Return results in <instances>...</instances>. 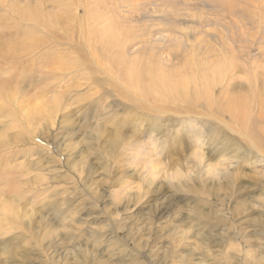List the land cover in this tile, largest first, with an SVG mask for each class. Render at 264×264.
I'll return each mask as SVG.
<instances>
[{
	"label": "rangeland",
	"instance_id": "obj_1",
	"mask_svg": "<svg viewBox=\"0 0 264 264\" xmlns=\"http://www.w3.org/2000/svg\"><path fill=\"white\" fill-rule=\"evenodd\" d=\"M125 1L0 0V264H264V0Z\"/></svg>",
	"mask_w": 264,
	"mask_h": 264
},
{
	"label": "bare ground",
	"instance_id": "obj_2",
	"mask_svg": "<svg viewBox=\"0 0 264 264\" xmlns=\"http://www.w3.org/2000/svg\"><path fill=\"white\" fill-rule=\"evenodd\" d=\"M125 1V0H124ZM195 1V0H194ZM218 1V0H217ZM223 1V0H222ZM34 2V1H33ZM126 2V1H125ZM13 3H14V1H13ZM18 3H20V2H18ZM226 5V4H225ZM18 6V5H17ZM35 6V5H34ZM45 6H47V5H45ZM230 6V5H229ZM12 7V6H11ZM21 7H22V5H21ZM30 7V6H29ZM37 7V6H36ZM227 7V6H226ZM232 7V6H231ZM18 8V7H17ZM38 8V7H37ZM14 9V8H13ZM206 9V8H205ZM212 9V8H211ZM22 10V9H21ZM24 11V10H23ZM204 11V10H203ZM215 11V10H214ZM220 11V10H219ZM11 12V11H10ZM32 12V11H31ZM175 12V11H174ZM208 13H209V11H207ZM25 13V12H24ZM172 13V12H171ZM212 13V12H211ZM46 14H48V12L46 13ZM29 15L30 16H32L33 17V15H31V13H29ZM35 15V14H34ZM174 15V14H173ZM172 15V16H173ZM39 16V15H38ZM52 16V15H51ZM53 17V16H52ZM171 17V16H170ZM174 18V17H173ZM12 19V18H11ZM33 19V18H32ZM37 19V18H36ZM49 19V18H48ZM47 19V20H48ZM51 20V19H50ZM54 21H56V20H54ZM33 23V22H32ZM39 23V22H38ZM15 25V24H14ZM4 28V27H3ZM147 29V28H146ZM172 29V28H171ZM29 30H31V29H29ZM170 30V29H169ZM46 31V30H45ZM10 32V31H9ZM122 32V31H121ZM25 33H26V31H25ZM34 33V32H33ZM123 35V34H122ZM29 36V35H28ZM36 38V37H35ZM29 39V38H28ZM12 41V40H11ZM34 41V40H33ZM36 41H37V39H36ZM12 43V42H11ZM21 43H23V42H21ZM128 43V42H127ZM17 44V43H16ZM11 45H13V44H9L8 45V47H7V50L6 51H9L10 50V52L11 51H13V47H10ZM21 47H23V46H21ZM25 47H26V45H25ZM19 48V47H18ZM17 48V49H18ZM50 50V49H49ZM17 51V50H16ZM40 51V50H39ZM29 52V51H28ZM12 53V52H11ZM17 53V52H16ZM119 53V52H118ZM5 54V53H4ZM31 54V53H30ZM152 55V54H151ZM13 61V60H12ZM132 61V60H131ZM14 62V61H13ZM18 62V61H17ZM130 63V62H129ZM138 63V65H136V64H133V61H132V64H131V69H130V72H129V74H127V76H126V79L128 80V82L131 84L130 85V87L133 89V90H137L139 93H141L142 95H149V94H153V93H156L157 92V90L158 89H163V90H165L164 88H166V89H169L171 92L174 90V88H175V84H172L169 80H168V78H167V76H171L169 73H167V72H165V71H157V72H153L151 69H149L148 70V72H141L140 71V69L141 68H143V67H146V65H144L143 63H141V62H137ZM15 65V64H14ZM107 65L108 66H111V64L110 63H107ZM121 66V65H120ZM153 66H154V64H153ZM112 67V66H111ZM149 67H151V68H153L152 66H150L149 65ZM111 71H112V73H113V75H117L118 76V74L114 71L115 69L112 67V69H110ZM129 71V70H128ZM16 75V74H15ZM145 76H149V78H151V82H152V85H150L149 86V88H147V89H145V88H143L142 86H140L141 84H143L142 83V80H143V78L145 77ZM214 77V76H213ZM112 78V77H111ZM119 78V77H118ZM122 82V84H123V86H125L124 85V82L126 83V80L124 79V78H119ZM115 80H116V78H115ZM214 80V79H213ZM210 82V81H209ZM215 82V81H214ZM213 81H212V83H214ZM141 83V84H140ZM206 83V82H205ZM120 84V83H119ZM121 85V84H120ZM182 85V84H181ZM210 85V84H209ZM217 85V84H216ZM192 87V86H191ZM129 89V88H128ZM130 90V89H129ZM135 90V91H136ZM179 91V90H178ZM211 91V90H210ZM209 91V92H210ZM130 92H133V91H130ZM137 92V93H138ZM134 93V92H133ZM179 93V92H178ZM199 93V92H198ZM140 95V94H139ZM157 95V94H156ZM169 95V94H168ZM197 95H199V94H197ZM200 96V95H199ZM183 97H185V98H188L187 96H183ZM198 96H196L195 98H197ZM204 97V96H203ZM190 98V97H189ZM194 98V99H195ZM197 101V100H196ZM169 102H170V100H169ZM198 102V101H197ZM186 104H187V102H186ZM200 104V103H199ZM152 109V108H151ZM163 110V109H162ZM214 110V109H213ZM159 111V110H158ZM224 113V112H223ZM167 114V113H166ZM198 120V119H197ZM158 126V125H157ZM152 129V128H151ZM153 130V129H152ZM226 139H223L222 141H225ZM250 143L256 148V149H258L261 153H263L264 154V141L263 140H261V138H259L257 141L256 140H254V139H252V138H250ZM171 144V143H170ZM132 152V151H131ZM161 154V153H160ZM256 154V153H255ZM138 156V155H137ZM161 156V155H160ZM162 158V157H161ZM246 160V159H245ZM213 167V166H212ZM221 170V169H220ZM222 171V170H221ZM216 174V173H215ZM128 262V261H127Z\"/></svg>",
	"mask_w": 264,
	"mask_h": 264
}]
</instances>
